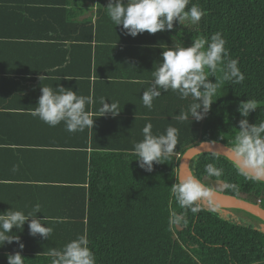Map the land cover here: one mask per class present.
Here are the masks:
<instances>
[{
	"label": "trees",
	"instance_id": "1",
	"mask_svg": "<svg viewBox=\"0 0 264 264\" xmlns=\"http://www.w3.org/2000/svg\"><path fill=\"white\" fill-rule=\"evenodd\" d=\"M21 3L38 7L41 14L35 19L48 27L54 23L50 21L54 11L67 10L69 15L76 14L77 9L67 7L96 5L94 24H70L74 47L85 50H64L69 63L87 64L89 73L93 64H114L118 70L103 78L136 83L133 86L140 92L138 107L145 111L131 120L136 132L130 146L128 141L123 142L124 137L121 145L101 144L99 118L93 116L94 129L87 128L90 131L88 160L87 152L81 153L85 172L88 161V176L85 173L84 183L79 185L81 189L76 190L80 199L72 217L58 223V229L53 227L48 239L32 236L26 238L23 250L13 246V251L1 253L0 264H8L7 255L17 251H21L24 264H51L47 255L50 249H61L83 233H87L96 264H264V230L222 219L199 202L200 212L194 215L186 211L187 224L170 228L168 223L171 211L185 212L170 188L176 182L178 156L204 141H218L231 147L243 118L237 111L241 101L258 102L257 110L248 117L250 123L264 120V0H192L207 12L197 25L187 29L174 24L171 31L144 32L136 37L126 35L122 26L111 21L105 8L109 0H21ZM217 31L226 39L229 58L238 61L245 76L243 83L225 82L211 111L200 122L181 123L172 119L190 100L179 99L171 90L155 98L151 110L145 107L141 96L144 87L151 86L152 71L160 64L161 52L173 41L188 47L192 39L201 35L210 37ZM216 76L222 73L217 72ZM209 79L215 82V77ZM91 89L88 96H93L94 88ZM149 122L154 135L164 133L169 125L179 129L174 155L154 164L152 172L141 169L132 154L134 144L143 139V127ZM208 163L223 168V176L207 177L204 168ZM190 171L207 186L208 183L220 185V192L229 197L253 196L256 204L259 199L264 201V183L250 179L251 176L220 156H197L190 162ZM225 184L236 185L238 191Z\"/></svg>",
	"mask_w": 264,
	"mask_h": 264
},
{
	"label": "crops",
	"instance_id": "2",
	"mask_svg": "<svg viewBox=\"0 0 264 264\" xmlns=\"http://www.w3.org/2000/svg\"><path fill=\"white\" fill-rule=\"evenodd\" d=\"M29 3L0 0V213L12 208L27 214L39 204L41 212L37 217L46 218L42 223L58 229V223L72 217L80 199L76 190L81 189L79 185L84 183L85 173L88 176V161L85 172L81 153L87 152L88 160L90 131L86 128V133L85 130L70 133L63 123L49 127L34 117L32 112L41 95L40 87L54 88L59 84L83 96H88V91L92 93L94 88L95 101L86 105V110L99 118V138L103 145H121L124 137L123 142L128 141L130 146L136 132L131 120L144 114L145 109L138 107L140 92L135 88L136 83L103 78L118 70L114 64H93L89 73L87 64L69 63L65 51L85 50L74 47L70 24H94L96 5L67 7L76 8V14L54 11L50 19L54 23L48 27L35 19L41 13L38 7L28 6ZM41 75L46 78L40 81ZM101 97L108 103L118 101L119 115L101 116ZM13 166H17L16 171L12 170ZM12 231L23 244L32 237L27 222L23 229ZM13 246L19 250L14 241L0 248V254L13 251Z\"/></svg>",
	"mask_w": 264,
	"mask_h": 264
},
{
	"label": "clouds",
	"instance_id": "3",
	"mask_svg": "<svg viewBox=\"0 0 264 264\" xmlns=\"http://www.w3.org/2000/svg\"><path fill=\"white\" fill-rule=\"evenodd\" d=\"M189 5H191L189 7ZM108 15L115 26H122L126 35L136 37L147 32L156 34L162 31H171L174 24L184 28L197 25L202 17L207 15L205 9L192 0H109ZM174 38V37H173ZM222 73L217 77L216 73ZM153 80L151 86L143 91L141 99L143 105L152 109L153 100L162 92L171 90L181 100H190V103L182 108L172 119L185 122H200L211 111L212 104L219 98L218 91L225 82L242 84L245 76L238 66L236 59L229 58V50L226 48V39L217 31L210 37L198 36L192 39L190 46H183L182 42H174L166 50L161 52L159 66L152 71ZM209 77H215L212 82ZM45 75L39 77L40 81ZM41 95L38 97L36 107L32 115L38 117L49 127H56L63 123L65 130L70 133L84 131L86 128L94 129L95 118L86 110V105L94 103V97L77 95L71 88L62 85L56 87H40ZM101 116L111 115L116 117L121 112L119 102H106L101 97L99 101ZM258 102L253 99L241 101L237 111L243 117L239 121V129L231 145V151L242 162L244 168L251 169L255 175L250 179L259 180L264 177V120L259 123H250L249 115L256 111ZM152 124L147 123L143 129V139L134 144L132 154L139 167L147 172H152L154 164L162 163L174 155L178 143L179 129L169 125L165 132L154 135ZM13 171L17 166H13ZM207 177L220 178L224 174L221 167L208 163L204 168ZM176 182L170 187L171 194L181 209L185 212L171 211L169 215V227L187 224L186 211L192 214L200 212L201 200L211 199L215 189L202 183L193 175L181 178L177 174ZM225 187L238 191L234 184H225ZM40 205L36 204L32 211L25 214L21 210L10 208L0 213V248L6 243L16 242L23 250L24 244L20 243L19 236H13V228L23 229L28 223L29 234L33 237L39 235L48 239L53 229L46 226L43 220L37 217L40 213ZM47 255L51 258V264H96L94 252L89 247L87 233L78 235L70 240L61 249H50ZM8 264H24L21 251L7 255Z\"/></svg>",
	"mask_w": 264,
	"mask_h": 264
},
{
	"label": "water",
	"instance_id": "4",
	"mask_svg": "<svg viewBox=\"0 0 264 264\" xmlns=\"http://www.w3.org/2000/svg\"><path fill=\"white\" fill-rule=\"evenodd\" d=\"M211 154L220 156L230 163L236 165L242 172L249 176H254L255 173L251 169L244 168L242 162L236 157L235 153L231 151V147L218 141H204L199 142L196 145L188 148L179 157L178 173L181 178L192 175L190 171V162L193 158L203 155ZM259 181L264 183V177L260 178ZM211 202L218 207L221 206H238L241 204V200L236 197H229L221 192H214Z\"/></svg>",
	"mask_w": 264,
	"mask_h": 264
},
{
	"label": "rangeland",
	"instance_id": "5",
	"mask_svg": "<svg viewBox=\"0 0 264 264\" xmlns=\"http://www.w3.org/2000/svg\"><path fill=\"white\" fill-rule=\"evenodd\" d=\"M209 187L220 192L222 187L215 183H208ZM239 199V198H238ZM241 204L238 206L218 207L208 200H201L199 203L206 208L215 211L219 217L230 222L240 223L254 227L258 230H264V201L261 205L255 203L253 196L241 198Z\"/></svg>",
	"mask_w": 264,
	"mask_h": 264
},
{
	"label": "built area",
	"instance_id": "6",
	"mask_svg": "<svg viewBox=\"0 0 264 264\" xmlns=\"http://www.w3.org/2000/svg\"><path fill=\"white\" fill-rule=\"evenodd\" d=\"M257 203H258V205H261V203H262V200H261V199H259V200L257 201Z\"/></svg>",
	"mask_w": 264,
	"mask_h": 264
}]
</instances>
